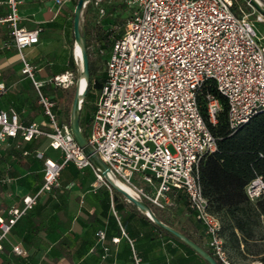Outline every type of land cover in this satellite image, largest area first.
<instances>
[{
    "label": "built area",
    "instance_id": "obj_1",
    "mask_svg": "<svg viewBox=\"0 0 264 264\" xmlns=\"http://www.w3.org/2000/svg\"><path fill=\"white\" fill-rule=\"evenodd\" d=\"M69 1L54 0L56 13ZM99 2L94 4L99 6ZM122 2L130 16L109 48L88 144L114 178L133 191L136 199L155 209L170 206L171 195L184 191L211 252L221 264H232L219 233V219L209 211L199 176L200 163L216 150V138L208 124L216 123L221 110V103L207 87L214 86L225 98L230 130L264 112V41L254 28L256 23H264V17L248 2L249 11L236 5V0ZM6 5L8 13L0 18V25L9 26L11 40L3 43L0 51L11 46L17 50L20 72L31 82L48 130L34 122L23 124L14 109L0 110V146L8 139L31 142L43 137L48 140L47 147L59 151L60 156L53 160L35 152L43 164L42 184L34 193L24 195L20 205L9 208L5 217L0 216V252L6 237L39 198L60 189L61 172L69 164L81 173L91 172L92 192L102 186L109 189L54 110L56 103L43 94L45 81L36 77L35 68L22 55L24 49L38 44L41 29L19 28L18 1L6 0ZM99 13L100 17L105 14L102 8ZM50 82L67 89L75 78L66 72ZM4 91L0 83V95ZM201 102L208 124L200 111ZM9 181L0 178L2 184ZM245 193L249 201L257 200L264 193L262 179L252 180ZM98 235L104 239L103 231ZM13 252L25 255L18 246ZM133 264H142L134 252Z\"/></svg>",
    "mask_w": 264,
    "mask_h": 264
},
{
    "label": "trees",
    "instance_id": "obj_2",
    "mask_svg": "<svg viewBox=\"0 0 264 264\" xmlns=\"http://www.w3.org/2000/svg\"><path fill=\"white\" fill-rule=\"evenodd\" d=\"M77 1L78 0H71L73 7L76 6ZM236 5H242L247 11L250 10L246 6L244 0H236ZM123 6L129 11L124 4ZM6 15L7 14L2 13L0 17L4 18ZM109 17L110 14H107L105 20H108ZM72 21L73 11L71 12L70 20L65 28L68 55H66V58L61 62H59L58 57H51V59H49L48 63L45 65V71L48 77L47 79H43L45 82L42 87L43 94L51 97L52 100L55 101V109H58L56 112L59 114L62 122L68 126L69 111L74 95L75 83L67 89H62L54 87L50 79L55 75L68 72L73 75L76 81L79 74V68L73 61L71 53L74 45ZM126 21L127 19L122 23V27ZM48 26L56 28L55 23H49ZM83 27L86 33V45L87 48H89L91 44V33L85 22L83 23ZM112 32V29L107 30L105 32L106 34L102 35L103 39L111 35ZM119 36H117V38ZM102 48H105V45H103ZM88 59L90 79L85 98L82 102L79 122L80 128L86 139L88 138L92 119L91 112L94 111V106L91 110L87 109L88 103L96 98V92L100 91L105 79L104 72H102L100 76L96 75L94 65L89 55ZM207 90L219 100L221 103V110L217 115L216 123L210 125L208 124L206 116L205 104L201 102L200 111L207 121L211 133L216 138V150L207 155L200 163V183L203 196L208 201L209 211L219 219V233L221 237L226 238L227 241L232 242L238 248V234H240L243 239L251 238L259 218L264 216V193L254 202L249 201L245 193L246 186L255 178L260 177L264 182V112L254 116L238 129L230 130L227 122V103L225 98L218 93L212 85L208 86ZM68 97L70 98L69 101L67 100ZM22 104L23 103H21V105ZM13 106L17 112L20 113L21 106ZM26 108L29 112V116H36L42 113L41 108L36 106L33 101L26 105ZM83 109L87 110L85 114H82ZM21 122L27 125L33 123L32 118H28L27 120L24 119ZM47 122L48 121H43L40 123V128L48 130ZM8 140L3 144L5 148L0 154V162H3L4 158L10 159L15 164L26 169L28 174L24 177H20L19 173L12 168H8L4 174L10 178H15L19 186L26 188L30 193H34L42 184L41 169L43 166L42 161L35 157V152L42 149L44 140L41 138L31 142H23L19 138L10 139L9 142ZM23 152H28V155H23ZM85 180H88L89 183L83 190L86 194H90L91 197L87 200L94 205V211L89 213L83 207H80L79 215L76 217L80 226L85 228L95 226L97 230L104 232V239L113 235L121 236L122 231L127 234V236H132L134 231L154 229L162 233L163 236H166L169 241H172L182 247L187 253L193 255L199 262L207 264L185 244L156 227L145 215L141 214L133 205L127 203L122 196L110 186L109 189L102 186L95 192H92L90 190V184L93 181L91 173L88 170L81 173L70 164L61 172L60 189L53 190L47 194L43 203L37 202V204L22 218L23 221H25L26 227V234L23 237V241L26 244L30 243L31 236L36 235L37 232L48 230L52 223L54 224V222H52L53 220L57 224V227H53V229L59 227L67 229L69 227L70 220L66 218L64 221L63 218L59 216L60 214H67L65 202L69 195L67 188L70 184H77L79 188H82ZM7 186L8 185L4 188L0 187V192L6 189ZM175 197L177 199H183L186 209L193 215L188 207L184 191H179L171 195L172 199H175ZM113 212H115L118 221ZM153 213L160 221L192 240L183 229L176 227L170 219L164 220L160 215L162 213L154 210ZM206 251L218 264H221L211 251ZM260 263L264 264V256L260 258Z\"/></svg>",
    "mask_w": 264,
    "mask_h": 264
},
{
    "label": "crops",
    "instance_id": "obj_3",
    "mask_svg": "<svg viewBox=\"0 0 264 264\" xmlns=\"http://www.w3.org/2000/svg\"><path fill=\"white\" fill-rule=\"evenodd\" d=\"M17 1L18 27L25 30L41 29L38 44L24 49L22 55L35 68L36 77L44 81L43 79L48 77L45 65L51 57H56L54 51H56L57 35L63 32L70 20L73 11L72 2L70 0L56 13L54 0ZM2 13H8L6 0H0V14ZM49 23H55L56 28L48 26ZM9 34V26L0 25V47L3 43L10 42ZM20 70L21 62L14 47L0 51V83L5 86V91L0 95V110L14 109L17 112L13 105H20L21 111L17 113L21 121L32 118V122L40 124L46 121V118L43 113L29 116L26 105L33 101L38 106L37 99L31 82L21 74ZM43 140V147L40 151L44 153L47 150L48 140ZM4 148L5 145L0 147V154ZM8 168L16 170L20 177L28 174L26 169L10 159L4 158V161L0 162V178L10 180L5 184L0 183L1 188L8 185L0 192V216L3 217L6 216L9 208L20 205V200L24 195L30 194L26 188L17 184L15 178L4 174ZM87 185L85 181L82 188H79L77 184H70L67 188L69 192L65 200L67 214L59 215L64 221L66 218L70 220L67 229L61 227L53 229L57 227L53 220L54 224L52 223L48 230L37 232L36 235L31 236L30 243L26 244L23 241L26 234L25 221L21 219L3 242L0 264H133V252L141 259L142 264H203L154 229L134 231L132 236H127L122 231L121 236L113 235L100 240L99 230L95 226L85 228L80 226L76 220L80 207L89 213L94 211V205L87 200L91 197L90 194H86L83 190ZM45 197L46 195L41 196L38 203H43ZM160 215L164 220H169L166 214ZM192 217L194 222L197 221L194 215ZM197 223L202 227L198 221ZM180 228L192 241L206 249L205 243L195 234V230L187 231L184 226ZM123 233L126 237L122 235ZM113 238H119V241L113 243ZM16 246L25 253L24 256L13 252V247Z\"/></svg>",
    "mask_w": 264,
    "mask_h": 264
},
{
    "label": "rangeland",
    "instance_id": "obj_4",
    "mask_svg": "<svg viewBox=\"0 0 264 264\" xmlns=\"http://www.w3.org/2000/svg\"><path fill=\"white\" fill-rule=\"evenodd\" d=\"M259 1L264 5V0ZM94 2L95 0H89V3L85 5L82 10L80 23L83 26V23L85 22L87 24L89 32L91 33V44L88 48V55L94 65L96 75L100 76L101 73L105 71V62L108 60L110 54L109 48L112 42L117 38V36L121 35L122 23H124L125 20L129 18L130 12L127 11V9H125V7L123 6L122 0H100L99 6H96ZM71 8L74 9L72 3ZM100 8L104 10L105 14L103 15V17H100ZM107 14H110V17L108 18V20H105ZM254 28L257 35L264 41V23H256L254 25ZM110 29L113 30L112 34L103 39L102 35L106 34L105 32ZM103 45H105V48H102ZM55 50L56 51H53L55 52L54 54L56 55V57H58L59 62L64 60L66 58V55H68V49L66 47V29H64L62 33H59L57 35ZM51 54L52 53L50 52V55ZM72 57L73 61L79 68V61L74 58L73 54ZM96 93V98L92 99L90 103H88V110H91L93 106L95 107V103L100 91ZM67 100L69 101L70 98L68 97ZM54 110L58 111V109ZM86 111V109H83L82 114H85ZM93 112H91V115L93 114ZM41 139L43 140L46 138L42 137ZM0 147H3V145H1ZM59 156V151L51 150L48 147L44 152L45 158L47 157L55 160L58 159ZM85 181L86 184L89 183L88 180ZM171 200L172 204L163 210H158L151 206L149 207L152 209V211L154 210L159 213L166 214L169 217L170 221L178 228L184 226L187 231L195 230V234L198 235V237H200L205 243L204 245L206 249L211 251L208 246L204 229L197 223V221L194 222L192 214L188 211V209H186L184 205L183 199H177L175 197V199ZM223 240L225 243L224 247L227 257L232 264H261L260 258L264 256V216H261L259 218L258 223L253 230V236L251 238L243 239L241 235L238 234V248L232 242L227 241L226 238L223 237Z\"/></svg>",
    "mask_w": 264,
    "mask_h": 264
},
{
    "label": "water",
    "instance_id": "obj_5",
    "mask_svg": "<svg viewBox=\"0 0 264 264\" xmlns=\"http://www.w3.org/2000/svg\"><path fill=\"white\" fill-rule=\"evenodd\" d=\"M89 0H78L73 10L72 30L74 36V45L72 48V54L75 58V51H79V74L74 85V95L72 98L70 111H69V129L73 136V139L77 146L82 150L83 154L91 162L92 166L96 168L105 179L108 186L114 189L122 198L129 204L133 205L141 214L145 215L156 227L167 232L192 251H194L199 257H201L207 264H218L217 261L202 247L190 240L181 232L175 230L169 225L160 221L152 209L145 202L136 199L128 192L118 187L111 179L113 177L108 167L99 159L94 152L93 148L88 144L86 137L84 136L80 128V112L82 102L85 98L87 87L90 79L89 72V59L88 48L86 45V33L84 27L81 25L82 10ZM248 2L259 14L264 17V5L259 0H244ZM76 59V58H75ZM85 82L83 91H80V81ZM114 178V177H113ZM116 179V178H115Z\"/></svg>",
    "mask_w": 264,
    "mask_h": 264
},
{
    "label": "bare ground",
    "instance_id": "obj_6",
    "mask_svg": "<svg viewBox=\"0 0 264 264\" xmlns=\"http://www.w3.org/2000/svg\"><path fill=\"white\" fill-rule=\"evenodd\" d=\"M75 58L77 61H79V51L78 49H76L75 51ZM85 87V82L83 80L80 81V91H83ZM112 181L120 188H122L123 190H125L126 192H128L130 195L134 196V192L131 191L126 185L120 183L117 179L111 177Z\"/></svg>",
    "mask_w": 264,
    "mask_h": 264
}]
</instances>
